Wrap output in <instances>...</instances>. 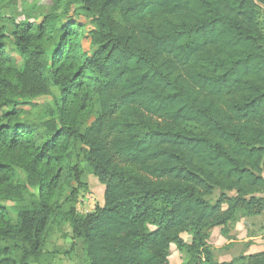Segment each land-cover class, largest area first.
<instances>
[{
	"label": "trees",
	"instance_id": "16d2710c",
	"mask_svg": "<svg viewBox=\"0 0 264 264\" xmlns=\"http://www.w3.org/2000/svg\"><path fill=\"white\" fill-rule=\"evenodd\" d=\"M52 1L37 26L0 25V264L37 262L65 225L86 264H169L172 246L181 264H264L208 245L264 211V0ZM85 175L103 203L81 215Z\"/></svg>",
	"mask_w": 264,
	"mask_h": 264
},
{
	"label": "rangeland",
	"instance_id": "374dc122",
	"mask_svg": "<svg viewBox=\"0 0 264 264\" xmlns=\"http://www.w3.org/2000/svg\"><path fill=\"white\" fill-rule=\"evenodd\" d=\"M53 4L52 0H0V25L10 26L2 18H13L16 22L22 20H34L35 26L39 25L43 17L50 13V7ZM68 15L71 16L70 21H78L82 27L80 31L83 35L80 43L85 51L89 50L88 33L91 29L88 22L80 16L75 18L74 12L70 11ZM259 25L264 34V10L260 11ZM5 57L8 60L6 66L13 69H18L22 60L13 47L10 40L5 42ZM52 93L58 97L56 88H51ZM40 102H34L32 106L22 107L20 120L28 123H38L41 119ZM85 184L86 189H79L74 200V209L76 213L86 215L93 213L98 207L102 206V186L98 183L96 178L91 175H85L81 179ZM76 187V183L72 184ZM70 189H65L64 197L69 194ZM216 194L212 197L214 200ZM9 206V203H4ZM12 223L16 222V217L10 214ZM249 222V227L241 225V222ZM238 223L239 230L234 231V226ZM227 230L228 236L232 239V243L225 245L221 238L217 235L218 228L213 232L209 238L208 244L214 253V257L218 262H230L241 256H248L256 254L264 249V211L255 217L249 219H242L237 217L236 222L229 225ZM189 238L188 235H185ZM252 237V240L244 241L245 238ZM224 239V238H223ZM223 244V245H222ZM178 255L182 258L179 252H176L172 246L170 248L171 264L178 263ZM184 256V254H183ZM184 259L180 260V264ZM87 257L83 252L82 243L76 239L68 225H65L61 230L52 229L50 236L47 238L44 246V251L41 258L37 262L30 264H86Z\"/></svg>",
	"mask_w": 264,
	"mask_h": 264
},
{
	"label": "crops",
	"instance_id": "0c3cea01",
	"mask_svg": "<svg viewBox=\"0 0 264 264\" xmlns=\"http://www.w3.org/2000/svg\"><path fill=\"white\" fill-rule=\"evenodd\" d=\"M249 222H241V225H246L247 227H249ZM239 225H238V223H236V225L234 226V231H238L239 230ZM229 228V227H228ZM226 229V230H229V229ZM217 228H214V229H212L211 230V232H210V234L212 235L213 234V232H215V230H216ZM219 230H218V233H217V235L221 238V240H222V242H224V244L225 245H229V244H231L233 241H232V239L228 236V233L226 232V234L224 235V233L225 232H223V230L222 229H220V228H218ZM211 235H210V237H211ZM224 238V239H223ZM253 238L252 237H247V238H245L244 239V241H247V240H252ZM209 245V244H208ZM223 245V244H222ZM210 246V245H209ZM211 247V246H210ZM176 252H177V250H176ZM180 260H182V258L180 257V255H178V263L177 264H180ZM169 264H171V261H170V256H169Z\"/></svg>",
	"mask_w": 264,
	"mask_h": 264
},
{
	"label": "water",
	"instance_id": "95a60500",
	"mask_svg": "<svg viewBox=\"0 0 264 264\" xmlns=\"http://www.w3.org/2000/svg\"><path fill=\"white\" fill-rule=\"evenodd\" d=\"M104 190V188L102 187V191Z\"/></svg>",
	"mask_w": 264,
	"mask_h": 264
}]
</instances>
